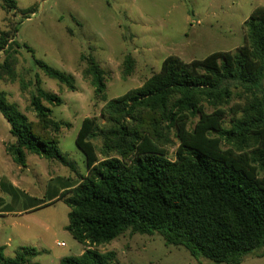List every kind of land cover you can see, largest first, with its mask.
I'll use <instances>...</instances> for the list:
<instances>
[{"label": "trees", "instance_id": "16d2710c", "mask_svg": "<svg viewBox=\"0 0 264 264\" xmlns=\"http://www.w3.org/2000/svg\"><path fill=\"white\" fill-rule=\"evenodd\" d=\"M0 8L18 9L15 0H0ZM243 27L244 44L235 52L190 62L169 56L141 87L111 100L105 71L94 57L83 58V76L106 105L104 122L85 118L76 138L86 175L61 193L70 208L66 230L86 249L59 264H115L114 251L95 247L127 231L159 234L167 246L214 264L264 257V7ZM11 41L8 32L1 33L0 53L8 59L0 77L13 76L7 61L18 44ZM34 63L76 91L72 75ZM124 66L126 79L134 71L131 57ZM44 103L57 107L63 100L39 85L30 101L38 118L33 122L0 91V113L15 138L7 152L23 167L26 154H33L73 168L58 137L68 124L54 120ZM37 256L36 249L22 247L7 258L0 247V264H37L31 262Z\"/></svg>", "mask_w": 264, "mask_h": 264}, {"label": "rangeland", "instance_id": "374dc122", "mask_svg": "<svg viewBox=\"0 0 264 264\" xmlns=\"http://www.w3.org/2000/svg\"><path fill=\"white\" fill-rule=\"evenodd\" d=\"M15 1V11L0 8V35L8 32L11 42L18 44L7 61L13 65V76L0 77V91L33 122L38 118L30 101L39 85L62 98L61 106L44 105L52 110L54 120L68 124H63L58 137L73 168L33 154H26L24 167L16 165L7 153L15 138L0 113V206L10 205L7 209L15 213L0 216V244L5 246L7 258L29 247L38 252L32 263L59 264L62 258L80 256L86 249L66 230L70 208L61 198V188L77 185L86 175L85 156L76 138L85 118L104 122L101 114L106 105L95 97L94 87L83 76L87 67L83 58L92 56L99 63L107 77V99H115L141 87L169 56L190 62L214 52H235L244 44L245 21L255 9L264 7V0ZM128 57L134 62V71L125 79ZM7 59L8 54L1 52L0 65ZM35 60L72 75L76 91L46 77ZM226 126H230L229 119ZM174 150L169 152L171 158ZM11 183L19 194L11 190ZM11 194L49 204L24 213L29 203H14ZM95 249L114 251L115 264H214L194 259L183 247L167 246L159 234L127 231ZM257 255L248 256L241 264H264V257Z\"/></svg>", "mask_w": 264, "mask_h": 264}, {"label": "crops", "instance_id": "0c3cea01", "mask_svg": "<svg viewBox=\"0 0 264 264\" xmlns=\"http://www.w3.org/2000/svg\"><path fill=\"white\" fill-rule=\"evenodd\" d=\"M8 153V152H7ZM13 159V158H12ZM13 162H14V160H13ZM15 163V162H14ZM16 164V163H15ZM17 165V164H16ZM19 166V165H18ZM23 167V166H22ZM80 182V181H79ZM79 184V183H78ZM77 184V185H78ZM10 187H11V190L13 191V192H16V193H18L19 194V190H17L16 188H15V185L14 184H10L9 185ZM76 186V185H75ZM75 186H72V187H75ZM71 187V186H70ZM70 187H68V188H70ZM71 187V188H72ZM65 189H63V188H61V191H64ZM13 192H12V194H13ZM22 193V192H21ZM11 194V195H12ZM15 194V193H14ZM13 196V195H12ZM15 196V197H14ZM13 196V198H14V203H24L25 201V203H29V206L27 207V208H25V212L24 213H28V212H32V211H35V210H37V209H39V208H42V207H44V206H46V205H48L49 203L48 202H45V201H42V202H40L39 203V201H38V198H31L30 196H26L25 195V198L23 197V196H20V198H19V196H16V195H14ZM32 200H34L33 202H32ZM33 203V204H30V203ZM7 206H10V205H7ZM7 206H0V216H3V214H5V215H12V214H15L13 211H11V209H7ZM5 207V208H4ZM1 209H5V210H1ZM21 211V210H20ZM22 212V211H21ZM0 247H3L4 249H5V246H2L1 244H0Z\"/></svg>", "mask_w": 264, "mask_h": 264}, {"label": "built area", "instance_id": "2783aa9c", "mask_svg": "<svg viewBox=\"0 0 264 264\" xmlns=\"http://www.w3.org/2000/svg\"><path fill=\"white\" fill-rule=\"evenodd\" d=\"M58 245H60V244H58Z\"/></svg>", "mask_w": 264, "mask_h": 264}]
</instances>
